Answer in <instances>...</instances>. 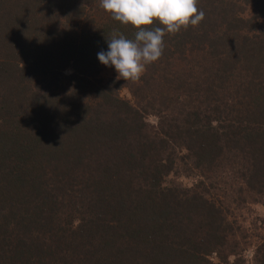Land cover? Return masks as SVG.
I'll return each mask as SVG.
<instances>
[{
  "label": "trees",
  "instance_id": "trees-1",
  "mask_svg": "<svg viewBox=\"0 0 264 264\" xmlns=\"http://www.w3.org/2000/svg\"><path fill=\"white\" fill-rule=\"evenodd\" d=\"M202 1V27L166 34L162 57L133 82L99 77L107 39L137 31L104 15L100 0H0V264L236 255H226L234 228L217 203L163 185L180 150L199 168L235 156L241 178L264 192V0ZM197 67L208 72L202 102L214 105L185 95L155 105ZM122 87L148 104L124 99ZM255 260L264 264V244Z\"/></svg>",
  "mask_w": 264,
  "mask_h": 264
},
{
  "label": "rangeland",
  "instance_id": "rangeland-1",
  "mask_svg": "<svg viewBox=\"0 0 264 264\" xmlns=\"http://www.w3.org/2000/svg\"><path fill=\"white\" fill-rule=\"evenodd\" d=\"M200 2L203 1L200 0ZM101 12L107 15L103 8ZM251 13L252 10H248L247 14ZM195 27L200 29L202 25L199 23ZM218 31H220V27L216 29L217 33ZM188 41H193V39H188L186 43ZM196 55L199 60L204 56V54ZM72 73L74 71L70 67L62 75L69 76ZM206 74L208 72L199 67L185 73L183 81L186 83L183 84L182 90L178 91L177 94L172 91L173 93H169L170 96L167 93L165 95L161 94L160 97L156 96L161 104L155 101V105H164L166 102H170L176 107V105L181 103L179 98H177L180 95H185L184 97L189 105H214L215 102L213 101H208L206 104L202 102L205 94H207L204 90ZM99 77L108 81L117 77V74L114 67L103 65ZM41 78L43 76L39 75L37 81L41 80ZM119 94L133 103L148 104V100L140 99V96L135 98L128 87H122ZM176 98L177 100H175ZM148 122L155 125L158 123V117L150 115ZM179 151L178 157L173 162V170L165 177L163 185L166 187L192 189L198 195L217 203L222 212L221 214L227 218L228 223L234 228L233 234L228 236L226 255L229 256V253L232 252L236 253V255H230L229 264H256V250L264 244V192L252 191L244 179L241 178V171L234 163L235 156L225 158V162L219 163L216 167L199 168L186 156L187 152ZM211 259L214 262H218V258L215 255Z\"/></svg>",
  "mask_w": 264,
  "mask_h": 264
},
{
  "label": "clouds",
  "instance_id": "clouds-1",
  "mask_svg": "<svg viewBox=\"0 0 264 264\" xmlns=\"http://www.w3.org/2000/svg\"><path fill=\"white\" fill-rule=\"evenodd\" d=\"M100 4L114 20L137 30L134 40L113 32L107 39L108 51L98 53L100 63L114 67L118 79L125 81L140 80L146 65L162 57L166 34L197 26L205 18L198 0H100ZM154 21L161 26L152 29Z\"/></svg>",
  "mask_w": 264,
  "mask_h": 264
}]
</instances>
